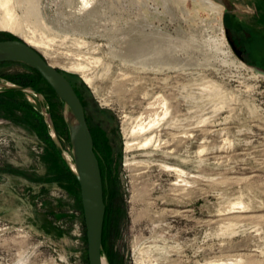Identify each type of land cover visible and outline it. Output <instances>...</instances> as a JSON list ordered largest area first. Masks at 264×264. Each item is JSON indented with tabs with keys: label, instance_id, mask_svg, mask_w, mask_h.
<instances>
[{
	"label": "rangeland",
	"instance_id": "374dc122",
	"mask_svg": "<svg viewBox=\"0 0 264 264\" xmlns=\"http://www.w3.org/2000/svg\"><path fill=\"white\" fill-rule=\"evenodd\" d=\"M20 1L0 8V42H27L76 87L102 166L107 264H264V0H89L90 12L35 0V16ZM1 83L39 90L71 161L48 83L0 63ZM6 90L0 264H89L81 189L39 99ZM147 111L159 138L142 148Z\"/></svg>",
	"mask_w": 264,
	"mask_h": 264
},
{
	"label": "water",
	"instance_id": "95a60500",
	"mask_svg": "<svg viewBox=\"0 0 264 264\" xmlns=\"http://www.w3.org/2000/svg\"><path fill=\"white\" fill-rule=\"evenodd\" d=\"M0 63H22L37 71L54 90L61 102L69 132L72 150L71 161L64 154L54 122L44 106L41 94L33 88L0 84V88L34 93L38 97L48 126L53 132L55 145L80 184L89 264H107L103 254V233L106 216L103 178L94 140L79 96L63 73L52 67L36 48L25 41H1Z\"/></svg>",
	"mask_w": 264,
	"mask_h": 264
},
{
	"label": "bare ground",
	"instance_id": "6f19581e",
	"mask_svg": "<svg viewBox=\"0 0 264 264\" xmlns=\"http://www.w3.org/2000/svg\"><path fill=\"white\" fill-rule=\"evenodd\" d=\"M67 1L69 2L70 0H67ZM79 1L84 6V9L87 12H90V10L94 9V4L91 1H89V0H79ZM17 3L19 5L21 3V1L17 0ZM25 3L26 4L24 6L25 7H29L28 10H27L29 15H34V16L35 15H39L40 10H39V8L37 6L35 7V0H26ZM0 8L2 10H4L6 12V14H10V13L12 14V12L14 10V6L12 4V0H4V1H2V5L0 6ZM11 14L9 15V17L11 16ZM3 22H4L2 24L3 27L7 26L6 25L7 21H3ZM105 28H108V27L105 26ZM154 46H155V48H154ZM164 46H167V42L163 43V40L159 39L158 42L155 41L152 44V47L149 46V48L146 47V49H147V52H150L151 54H153L154 57H159L160 55H161V57H163ZM146 49L143 50V51H146ZM146 114L148 115V118L147 119H143L142 121H140V123L138 124L136 129L133 131V135L134 136H139V137L141 136V137L144 138V142L142 144V148H148V147L152 146L156 142V140H158V138H159V136L157 134V131H156V129H157L159 123H160V119L158 118V114L155 113V115L153 116V115H150V112H148V111L145 113V115ZM130 165H134V164H130Z\"/></svg>",
	"mask_w": 264,
	"mask_h": 264
},
{
	"label": "trees",
	"instance_id": "16d2710c",
	"mask_svg": "<svg viewBox=\"0 0 264 264\" xmlns=\"http://www.w3.org/2000/svg\"><path fill=\"white\" fill-rule=\"evenodd\" d=\"M14 40H16V39H14ZM34 72H36V74L38 75V77H39V79H40L41 81H43V82H45V83L47 84V82L42 78V76H41L37 71L34 70ZM19 86L32 87V86H30V85H25V84H19ZM33 88H34L37 92H39V90H38L36 87H33ZM49 88L54 92V90H53L51 87H49ZM5 93H7V95H9V97H11V98H15L16 96H19V95L21 96V95L24 94L23 92L16 91V90H6ZM54 94L56 95L55 92H54ZM56 96H57V95H56ZM25 105L28 106L29 104H28L27 102H25ZM60 119H61V123H62V125H63L62 127H64L65 131L67 132V137H68V139H69L68 128H67V125H66V122H65L64 116H61ZM53 120H54V119H53ZM54 125H55V128H56V131L59 132L58 125L56 124L55 121H54ZM50 138H51V141H52V143H53V146H54V148H55L57 154H59V152H58V150H57V148H56V146H55V143H54V141H53V139H52L51 136H50ZM59 155H60V154H59ZM60 158L62 159V163H63L64 169L66 170V174L68 175V177H69V179H70V182H71V183H72V182L76 183V185L80 188V184H79L77 178L75 177V175L73 174V172H72L70 166H69L68 163L63 159V157H60ZM100 167H101V172H102V166L100 165ZM102 177H103V175H102ZM83 212H84V211H83ZM103 235H104V234H103Z\"/></svg>",
	"mask_w": 264,
	"mask_h": 264
},
{
	"label": "flooded vegetation",
	"instance_id": "af4514ba",
	"mask_svg": "<svg viewBox=\"0 0 264 264\" xmlns=\"http://www.w3.org/2000/svg\"><path fill=\"white\" fill-rule=\"evenodd\" d=\"M67 79H68V78H67ZM68 81L71 83V85H72L73 88L75 89L77 95H79L78 92H77V90H76V87L74 86V84H73L69 79H68ZM49 87H50V86H49ZM103 253H106V245H103Z\"/></svg>",
	"mask_w": 264,
	"mask_h": 264
}]
</instances>
